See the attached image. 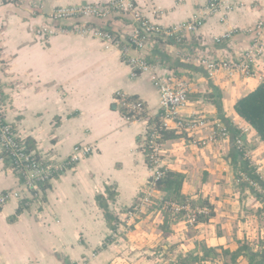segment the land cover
Segmentation results:
<instances>
[{
  "label": "crops",
  "instance_id": "obj_1",
  "mask_svg": "<svg viewBox=\"0 0 264 264\" xmlns=\"http://www.w3.org/2000/svg\"><path fill=\"white\" fill-rule=\"evenodd\" d=\"M110 1L115 0H0L5 119L17 133L29 137L38 160L61 167L41 184H46L44 190L41 185L28 189L10 161L0 155V194L21 192L19 199L11 198L0 206V264H156L157 253L177 257L195 250L202 257L203 246L212 247L218 256H204L202 264H249L244 255L231 263L222 250L234 251L239 244L251 243L261 252L260 238L264 241V203L242 178L241 167L247 162L253 172L259 168L264 178V141L233 110L238 99L264 81V58L248 78L222 72L210 76L190 64L189 69L180 68L190 71L194 81L183 112L220 119L228 131L227 139L207 147L189 146L174 130L176 136L163 142L162 158L168 170L185 176L181 189L185 200L206 208L203 215L212 213L208 220H199L195 227L180 220L163 232L157 226L164 216L160 209H153L154 203L145 217L138 215L128 225L124 213L139 202L151 174L145 137L154 124L151 119L159 117V96L151 75L135 73L121 51L123 41L106 47L72 30L38 33L41 26H72V20L52 19L59 7ZM208 2L133 0V5L151 24L162 28L200 16L201 23L191 32V42L197 43L194 47L215 56H240L264 17V0H224L221 9L210 14ZM77 22L126 40L131 18L115 11L102 20L83 17ZM161 50L169 54L170 62L177 61L171 45L152 53L158 55ZM127 53L137 55L133 48ZM118 93L141 103L144 117L127 119L116 101ZM211 93L214 97H207ZM241 128L246 129L241 138L257 163L255 168L235 145L234 129ZM82 147H90L91 153L76 152ZM75 153L78 158L71 162ZM97 197L108 199V210L117 220L115 230L107 226Z\"/></svg>",
  "mask_w": 264,
  "mask_h": 264
},
{
  "label": "built area",
  "instance_id": "obj_2",
  "mask_svg": "<svg viewBox=\"0 0 264 264\" xmlns=\"http://www.w3.org/2000/svg\"><path fill=\"white\" fill-rule=\"evenodd\" d=\"M224 0H209L206 11L208 14L215 13L221 9ZM230 7L228 6V9ZM115 11L126 12L130 18V30L127 31L128 38L121 39L108 31L100 28H92L85 22H77L83 17H94L105 19L110 13ZM201 17H195L193 21L183 23L171 28H162L151 24L133 5V0H115L107 3L87 4L83 6L59 7L52 14V19L59 22L72 20L71 27L41 26L38 33L51 35L57 32L74 31L84 35H90L105 43L106 47L118 46L121 41L124 45L121 51L127 56L126 62L135 69V73L148 72L154 88L159 96V126L160 128L174 130L183 136L184 142L194 148L207 147L217 141L228 138V131L223 126L220 119L209 118L208 116L191 112H183V108L188 103V94L192 90V78L181 76L173 70L167 68L166 64L157 59V55L152 53L159 47L160 40L168 41L175 50L176 56L184 63L193 67L204 69L210 76L219 72L226 76L251 77L254 75L255 66L259 59L264 58V17L259 19L254 27V35L251 44L240 56L220 55L215 56L208 51L195 49L191 46L192 33L201 23ZM70 26V25H69ZM228 37V35H227ZM133 48L137 51L136 56L128 55V49ZM154 54V55H153ZM118 105L125 111L127 119H142L146 114L143 105L134 101L125 93H118L116 99ZM154 124L149 127L145 137V148L147 164L150 170V177L144 186L143 195L133 208L124 213L125 222L130 225L139 215L145 217L147 209L158 201L163 202L174 214L182 213L183 222L189 227H195L198 223V215L205 214L206 208L195 206L191 200L184 202L169 201L164 198V193L158 189L157 182L168 170L165 165L163 154V139ZM238 131V130H237ZM246 129L238 131V137H242ZM235 137V144L243 151L248 163L257 164L251 157V153L245 150L242 138ZM0 148L6 152L11 161V168L19 175L23 186L28 189H37L41 184L49 181L58 170L61 169L58 163H43L35 156L32 151H27L24 143V136L17 131L5 119V101L0 87ZM83 155L91 153L90 147L76 149V152ZM71 158V162L78 158ZM257 166V165H256ZM254 172L257 180L249 179L242 175V178L260 195L264 203V187L260 185L264 178L257 168ZM260 181V183L258 182ZM21 192L18 190L0 194V206L11 198L19 199ZM122 225H120L121 228ZM123 232L127 227H123ZM129 230V228H128ZM116 234V233H115ZM156 264H183L175 256L163 253L155 255Z\"/></svg>",
  "mask_w": 264,
  "mask_h": 264
},
{
  "label": "trees",
  "instance_id": "obj_3",
  "mask_svg": "<svg viewBox=\"0 0 264 264\" xmlns=\"http://www.w3.org/2000/svg\"><path fill=\"white\" fill-rule=\"evenodd\" d=\"M195 41L196 40H192L190 45L193 47L196 46L197 43ZM166 44H171V43L168 41L160 40L159 47L162 49V47H164ZM175 58H176L175 60H177L176 62L175 61L170 62L169 54H167L166 51L163 50H161L160 54L157 55V59L165 63L169 69L173 70L174 72L178 73L181 76H186L188 78H191L192 73L190 71L180 69L183 67L187 68L189 64L184 63L178 57ZM179 69L181 71H179ZM195 97L196 96L192 98L194 99ZM207 97L213 98L214 95L211 93L210 95H207ZM214 103L216 104V107H219L220 104L216 102V100H214ZM233 110L237 113L239 117H241V119L247 122L253 128L257 136L262 141H264V81L259 83L255 89L251 90L250 92L245 94L242 98L238 99L233 105ZM150 122H154L153 127L159 131L163 141L166 140L167 138L176 136V133L173 130L160 128L158 116L152 118ZM233 135L234 137H238V131L234 129ZM31 142L32 141L29 139V137L24 138L25 148L27 151H31L33 148ZM239 150L240 152L243 153V151L240 148ZM0 155L9 164L10 159L9 157H7L6 152L3 149L1 150ZM241 167H242V172L245 174L246 177H248L249 179H253L254 181L257 180V177L253 172V169L251 168L250 165L247 164V162H244V165ZM184 178H185L184 174L179 171L167 170L165 174L158 180L157 187L159 190H161L164 193V198L166 200L184 202L186 196L183 195L181 192ZM258 182L260 183V181ZM260 185L264 187V182H261ZM45 186L46 184L43 185L41 189L44 190ZM257 195L258 197H260L259 194ZM97 201L99 203V206L103 208L105 211V220L107 226L110 229L115 230L117 225V220H115V218L108 210L107 207L108 199L97 197ZM200 204L207 205L206 202H200ZM154 208L160 209L164 216V221L157 226V229L160 231L163 232L169 231L170 223H175L180 220L183 221L184 219L182 213L174 214L167 207H165V205L161 201L155 203L153 209ZM151 210H149V212ZM211 215L212 213L208 215L200 214L198 215V220L206 221ZM132 227L135 226L133 225ZM259 242H260L259 244L262 246L261 252L255 251L256 249L254 248V245L251 243H242L239 244L234 251H228L223 249L222 256L224 258H229L231 263L235 262L237 258L244 255L249 259V264H264V241L262 240V238H260ZM202 251L205 257L209 256L214 258L218 256V254L212 247L203 246ZM204 256L201 257L196 254L195 250H192L187 255L179 254L177 258L183 264H202V262L204 261ZM225 264H230V263H225Z\"/></svg>",
  "mask_w": 264,
  "mask_h": 264
},
{
  "label": "rangeland",
  "instance_id": "obj_4",
  "mask_svg": "<svg viewBox=\"0 0 264 264\" xmlns=\"http://www.w3.org/2000/svg\"><path fill=\"white\" fill-rule=\"evenodd\" d=\"M195 49H197V48H195Z\"/></svg>",
  "mask_w": 264,
  "mask_h": 264
}]
</instances>
